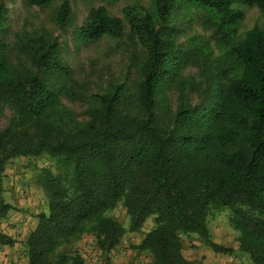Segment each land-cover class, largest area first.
I'll return each mask as SVG.
<instances>
[{
    "label": "trees",
    "instance_id": "trees-1",
    "mask_svg": "<svg viewBox=\"0 0 264 264\" xmlns=\"http://www.w3.org/2000/svg\"><path fill=\"white\" fill-rule=\"evenodd\" d=\"M56 0H23L48 7ZM52 20L64 30L71 2L58 0ZM114 5L120 0H103ZM122 16L90 7L73 31L77 44L121 40L126 30L143 51L138 80L113 84L84 97L82 119L64 105L74 81L57 38L22 31L15 46L29 63L17 68L0 40V220L14 207L4 199V170L16 158L46 157L36 184L46 210L24 242L27 264H83L73 247L91 236L108 260L127 234L154 227L131 246L148 264H194L183 256V237L197 236L215 253L235 251L211 241L208 221L222 210L237 236V251L264 264V0H149ZM257 8L262 24L239 34L244 8ZM201 12L215 50L200 37L178 43L175 22ZM8 9L0 3V32ZM200 67L201 86L185 77ZM178 93L170 107L166 93ZM196 93L198 102L191 104ZM122 206L123 227L112 215ZM15 241L0 233V246ZM63 248H68L63 251Z\"/></svg>",
    "mask_w": 264,
    "mask_h": 264
},
{
    "label": "rangeland",
    "instance_id": "rangeland-1",
    "mask_svg": "<svg viewBox=\"0 0 264 264\" xmlns=\"http://www.w3.org/2000/svg\"><path fill=\"white\" fill-rule=\"evenodd\" d=\"M0 3L8 9V21L5 29L0 32V40L8 46V57L19 69L28 68V61L18 53L15 46V36L26 31L42 32L57 38L60 46L63 62L70 68L74 81V96L71 98L62 96L61 101L71 109L79 119L83 117L86 108L84 97L90 94L103 92L113 84H127L132 86L138 80V67L143 57V51L137 45L134 37L126 30L121 40L102 39L96 43L77 44L74 42L73 31L78 28L86 18L90 7H105L111 16L121 17L122 10L129 5H138L149 8V0H120L111 5L103 0H75L71 2V22L64 30L54 25L52 17L59 1L48 7H30L24 5L23 0H0ZM245 18L241 24L239 34L251 29L255 25L262 24V16L257 8H244ZM175 25L182 32L178 37V43L186 46L187 40L200 37L214 48L215 40L212 31L204 28L201 12H196L187 17L183 11L177 15ZM185 77H192L200 86L203 82L200 67L189 68L184 72ZM168 103L172 110L178 105V93L170 90L166 93ZM191 104L198 102L197 94L190 96ZM11 112L6 109L0 126L5 127ZM49 167L54 169V162L46 157L16 158L5 166L4 170V199L11 204V210L7 218L0 220V233L23 241L31 229L36 226V216L46 210L45 200L38 185L36 177L39 169ZM114 218L127 227L128 217L125 209L118 206L113 212ZM20 217V221L13 223V219ZM154 227L153 218H148L141 232L127 234L121 243L110 253L108 260L96 247L95 240L91 236L85 237L74 245L73 250L83 258V264H148L151 259L143 253L131 248L140 243L144 234ZM210 239L218 245L232 248V254H220L213 252L206 243L195 235L183 237V256L194 264H252L248 257L237 251V232L228 224V212L222 210L214 214L208 221ZM3 233V234H4ZM67 251L68 248H63ZM0 253L2 247L0 246Z\"/></svg>",
    "mask_w": 264,
    "mask_h": 264
},
{
    "label": "crops",
    "instance_id": "crops-1",
    "mask_svg": "<svg viewBox=\"0 0 264 264\" xmlns=\"http://www.w3.org/2000/svg\"><path fill=\"white\" fill-rule=\"evenodd\" d=\"M20 217H16L13 219V223L16 224V222L20 221ZM33 229H31L32 231ZM4 233V232H3ZM2 233V234H3ZM4 235H11L6 234ZM10 237V236H9ZM14 241H19L20 239L11 237ZM27 238V237H26ZM26 238L21 242H16L13 244V246L3 245L2 247V253H0V264H27V260L25 257V248H24V242L26 241Z\"/></svg>",
    "mask_w": 264,
    "mask_h": 264
}]
</instances>
